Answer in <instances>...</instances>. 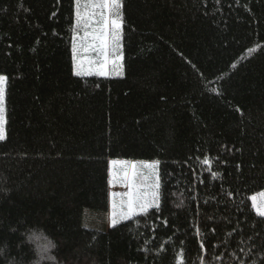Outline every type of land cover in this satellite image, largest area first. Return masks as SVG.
Returning <instances> with one entry per match:
<instances>
[{
  "label": "trees",
  "instance_id": "1",
  "mask_svg": "<svg viewBox=\"0 0 264 264\" xmlns=\"http://www.w3.org/2000/svg\"><path fill=\"white\" fill-rule=\"evenodd\" d=\"M121 4L124 72L99 77L73 69L76 0H0V264L33 225L58 264H264V0ZM117 159L158 161L161 202L84 227Z\"/></svg>",
  "mask_w": 264,
  "mask_h": 264
},
{
  "label": "rangeland",
  "instance_id": "2",
  "mask_svg": "<svg viewBox=\"0 0 264 264\" xmlns=\"http://www.w3.org/2000/svg\"><path fill=\"white\" fill-rule=\"evenodd\" d=\"M115 12V5H110L109 7H94L91 4L85 3V0H81V3L77 4L75 36L73 41V46H75V51H73V69L76 75L114 77L123 74L124 66L121 44L122 22L119 30V48L117 49L114 47L112 43L116 33L112 20H120V18L115 15ZM77 13H79V15H77ZM106 21L107 26H105ZM6 86L7 83L5 82V90ZM4 119L6 126V106ZM113 161H116V163L113 164ZM156 162L155 160H110L108 163L110 192L109 209L106 213L85 210L83 226L95 230H109V228L113 227L111 223L112 213L114 211L117 213L121 211V202L128 198V194H132L136 197L143 195L149 200L154 199L153 207L159 206L161 202L159 190L161 178L159 163L157 164ZM114 192L117 193V195L113 196ZM262 193H264V191L256 194L254 196L255 200H253L254 207L257 208L259 213L264 212V195H261ZM153 194H155V196H153ZM141 214L142 213H138L137 215ZM117 220L119 221L118 224L126 221L120 219L119 216H117Z\"/></svg>",
  "mask_w": 264,
  "mask_h": 264
},
{
  "label": "snow or ice",
  "instance_id": "3",
  "mask_svg": "<svg viewBox=\"0 0 264 264\" xmlns=\"http://www.w3.org/2000/svg\"><path fill=\"white\" fill-rule=\"evenodd\" d=\"M77 4L81 3V0H76ZM85 3L91 4L94 7H109L110 5L116 6V16H120L121 13L119 12V9L122 7L121 0H85ZM79 15V13H77ZM112 24L115 26L116 33L113 37V46L117 49L119 48V40H120V34L119 30L121 28V21L119 19L112 20ZM105 26H107V21L105 22ZM73 51H75V46L73 47ZM119 58V57H118ZM8 77L5 75H0V141L4 140L6 138V131H5V119H4V111H5V82L7 81ZM113 164L116 163V161L112 162ZM159 163L158 161L156 162ZM207 163V161H205ZM159 186V185H157ZM117 195V193H113V196ZM123 195V194H121ZM261 195H264L262 193ZM155 196V194H153ZM253 200L255 198L253 197ZM154 205V199L149 200L145 198L143 195L140 197H136L132 194H128V198L121 202V211L119 213L113 212L112 213V226H116L118 224L117 216L120 217V219L127 220L131 217L136 216L138 213H145L147 214L148 209L153 207ZM115 207V205H114ZM261 215H264V212L260 213Z\"/></svg>",
  "mask_w": 264,
  "mask_h": 264
},
{
  "label": "clouds",
  "instance_id": "4",
  "mask_svg": "<svg viewBox=\"0 0 264 264\" xmlns=\"http://www.w3.org/2000/svg\"><path fill=\"white\" fill-rule=\"evenodd\" d=\"M10 230L16 231V228L12 227ZM20 235L23 237L22 243L28 245L32 253L28 264H58L56 255L58 242L46 229L38 225L28 226L20 232ZM8 251V242L0 243V258L5 257ZM6 264H24V261L12 256L7 259Z\"/></svg>",
  "mask_w": 264,
  "mask_h": 264
}]
</instances>
